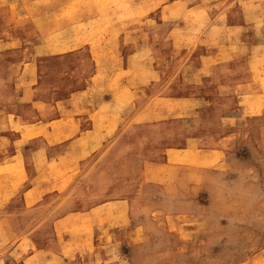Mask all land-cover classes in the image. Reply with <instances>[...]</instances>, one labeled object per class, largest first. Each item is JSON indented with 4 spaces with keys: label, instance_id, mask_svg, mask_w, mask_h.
<instances>
[{
    "label": "rangeland",
    "instance_id": "1",
    "mask_svg": "<svg viewBox=\"0 0 264 264\" xmlns=\"http://www.w3.org/2000/svg\"><path fill=\"white\" fill-rule=\"evenodd\" d=\"M131 1L0 0V97L36 84L37 65L40 93L50 101L82 85L92 70L88 44L108 43L114 22L125 27L165 3L143 0L134 7ZM226 4L239 10L237 0ZM161 17L174 22L175 7ZM244 35L248 44L255 40H248L251 32ZM211 36V50L222 51L228 36ZM247 49L231 41L223 63L213 58L208 70L196 71L194 86L179 92L185 96L175 107L166 104L167 111L153 114L156 126L142 125L139 117L123 123V108L126 119L134 113L133 96L116 79L101 86L116 104V127L99 132L114 137L112 143L62 180L63 172L49 165L46 177L60 190L43 193L34 207H23L12 194L23 169L10 162L12 150L0 146V262L25 264L20 250L60 249L70 257L67 264H264V44L252 54ZM179 68L175 64V72ZM249 79L246 87L235 82ZM7 97L0 103L22 108ZM188 97L207 105L189 104ZM7 117L1 137L27 139L43 131L26 128L11 112ZM107 118L100 116L101 125ZM61 215L66 218L54 227ZM55 232L62 233L60 241ZM28 234L11 256L17 238Z\"/></svg>",
    "mask_w": 264,
    "mask_h": 264
},
{
    "label": "crops",
    "instance_id": "2",
    "mask_svg": "<svg viewBox=\"0 0 264 264\" xmlns=\"http://www.w3.org/2000/svg\"><path fill=\"white\" fill-rule=\"evenodd\" d=\"M142 1L132 0L131 6L136 7V4ZM229 1L160 2L156 9L141 15L136 22H126L125 27L114 22L108 29L109 36L106 39L108 43L98 42L95 49L88 44L87 48L92 55V70L84 78L82 85L65 96L50 101L48 96L40 93V91L44 93L45 89L40 88L38 65L36 77L31 79L35 78L36 84L23 89H13L11 93L4 95L2 97L4 100L10 96L21 104L22 108H13L14 104L10 107L3 102L0 103V122H7V115L11 112L13 120L21 121L27 126L24 127L43 130L38 136L27 139L20 136L9 138L5 134L3 137L0 136V146L5 150H12L10 162L17 161L18 166L21 165L23 169L21 181L12 188V194L18 195L23 207H34L37 205L36 202L45 196L43 193L49 194L60 190L57 184L46 177L49 174V165L52 172H63L64 176L59 178L62 180L68 176L70 168L80 169L88 157L96 153L99 146L112 143L114 137L110 135L101 137L99 132L103 128L113 130L116 127L111 122L116 117V104L111 90H101V86L105 88L108 82L116 79L118 86L128 88L130 95L133 96L134 107L129 111L134 113L126 119L128 110L123 108V123L130 120L132 124L133 119L139 117L142 125L156 126L160 121L157 122L158 119L153 114L167 111L166 104H173L175 107V102L178 103V100L185 96V93L179 92L184 91L185 87L194 86L198 78L196 71L206 66L208 70L213 58L217 57L219 63H223L222 59L226 57L224 54L229 53L226 50L231 41H234L239 49L245 46L249 48L248 54H252L255 48L264 44V0H237L239 10L229 9L226 4ZM171 6L175 7V21L169 23L166 20L160 21L163 19L161 13ZM109 14L113 17L117 15L116 12ZM195 16H201L202 19L195 20ZM151 18L155 19L157 25L148 22L152 20ZM113 30L115 31L112 32ZM213 32L228 36L222 51L211 50ZM248 32H251L252 36L248 40L255 39L251 44L245 42L244 34ZM196 43H199V52L192 57L190 50H195ZM29 64L34 66L31 62ZM175 64L180 66L178 73L175 72ZM172 66L174 67L171 69ZM249 81L250 79L235 82L237 84L241 82L240 85L246 87L250 84L246 83ZM235 92L238 93L237 90ZM237 96L240 98L243 93ZM186 99L189 104L207 105L198 99L190 97ZM101 115L108 116L106 125H101L99 119ZM150 117L152 119H149ZM124 139L121 137L119 143ZM65 218L66 216L61 215L53 219L52 225L55 227L61 224ZM5 230L7 231L6 227ZM4 234L6 233H3V236ZM29 235L25 237L18 235L17 244L10 251L11 256L16 254V249L20 247L23 238L30 239ZM62 237V233L57 235L55 232V239L60 241ZM20 252L16 255H19L25 264L26 260L31 258L33 259L30 264H40L41 257L44 264L50 261H57V264L70 262V257L67 258L60 249H27Z\"/></svg>",
    "mask_w": 264,
    "mask_h": 264
}]
</instances>
